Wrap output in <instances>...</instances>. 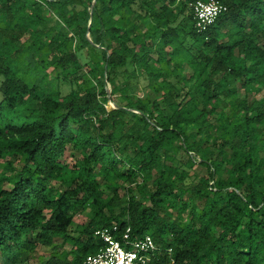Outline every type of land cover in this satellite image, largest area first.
<instances>
[{
  "label": "trees",
  "instance_id": "16d2710c",
  "mask_svg": "<svg viewBox=\"0 0 264 264\" xmlns=\"http://www.w3.org/2000/svg\"><path fill=\"white\" fill-rule=\"evenodd\" d=\"M194 1L0 0V264H264V0Z\"/></svg>",
  "mask_w": 264,
  "mask_h": 264
},
{
  "label": "built area",
  "instance_id": "2783aa9c",
  "mask_svg": "<svg viewBox=\"0 0 264 264\" xmlns=\"http://www.w3.org/2000/svg\"><path fill=\"white\" fill-rule=\"evenodd\" d=\"M190 7L198 32L207 30L227 9L219 0H196L190 3ZM117 230L116 224L112 226V231L107 227L97 229L95 235L101 239L102 245L96 253L87 255L82 264H145L150 259V253L158 249L149 235L132 239L130 228H127L117 238L114 234Z\"/></svg>",
  "mask_w": 264,
  "mask_h": 264
},
{
  "label": "rangeland",
  "instance_id": "374dc122",
  "mask_svg": "<svg viewBox=\"0 0 264 264\" xmlns=\"http://www.w3.org/2000/svg\"><path fill=\"white\" fill-rule=\"evenodd\" d=\"M71 85L69 84H63L61 87L62 93H67L70 89H71ZM110 90V89H108ZM1 97V94H0ZM123 102L122 98L118 95L114 96L111 100L108 101L106 107L108 110L112 109V108H116L118 104H121ZM175 158L177 161H180L182 163L185 162V160L187 159V155L185 153H183L182 151H179L176 155ZM69 160H72L71 158ZM190 171V173L193 175V181L194 183H196L198 181V179L202 176L206 174V169L205 167H203L202 165L196 163L192 168L188 169ZM134 193H137L136 191ZM117 213V212H116ZM74 226L71 228V232L70 233H74L73 230ZM48 253V249L45 247H38L35 250L34 253V257L31 259L32 263H36L38 262L39 256H46Z\"/></svg>",
  "mask_w": 264,
  "mask_h": 264
},
{
  "label": "water",
  "instance_id": "95a60500",
  "mask_svg": "<svg viewBox=\"0 0 264 264\" xmlns=\"http://www.w3.org/2000/svg\"><path fill=\"white\" fill-rule=\"evenodd\" d=\"M89 39H90V37H89ZM110 91V90H109ZM109 96H110V92H109V94H108Z\"/></svg>",
  "mask_w": 264,
  "mask_h": 264
}]
</instances>
